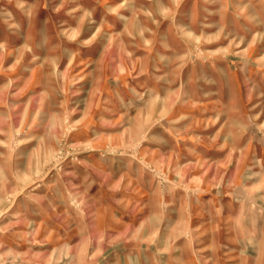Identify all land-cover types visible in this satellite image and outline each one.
I'll return each instance as SVG.
<instances>
[{"label":"rangeland","instance_id":"obj_1","mask_svg":"<svg viewBox=\"0 0 264 264\" xmlns=\"http://www.w3.org/2000/svg\"><path fill=\"white\" fill-rule=\"evenodd\" d=\"M0 264H264V0H0Z\"/></svg>","mask_w":264,"mask_h":264}]
</instances>
